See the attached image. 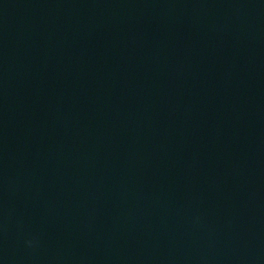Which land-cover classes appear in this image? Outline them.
I'll list each match as a JSON object with an SVG mask.
<instances>
[{
    "label": "water",
    "instance_id": "water-1",
    "mask_svg": "<svg viewBox=\"0 0 264 264\" xmlns=\"http://www.w3.org/2000/svg\"><path fill=\"white\" fill-rule=\"evenodd\" d=\"M0 264H264V0H0Z\"/></svg>",
    "mask_w": 264,
    "mask_h": 264
}]
</instances>
